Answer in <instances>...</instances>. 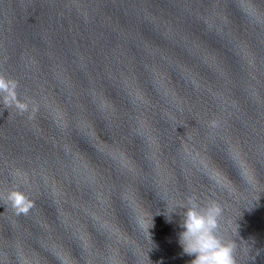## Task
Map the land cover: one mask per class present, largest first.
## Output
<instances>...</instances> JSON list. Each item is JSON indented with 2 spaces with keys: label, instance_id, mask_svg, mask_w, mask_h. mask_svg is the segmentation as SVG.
Listing matches in <instances>:
<instances>
[{
  "label": "water",
  "instance_id": "1",
  "mask_svg": "<svg viewBox=\"0 0 264 264\" xmlns=\"http://www.w3.org/2000/svg\"><path fill=\"white\" fill-rule=\"evenodd\" d=\"M0 76V264H264V0H0Z\"/></svg>",
  "mask_w": 264,
  "mask_h": 264
},
{
  "label": "clouds",
  "instance_id": "2",
  "mask_svg": "<svg viewBox=\"0 0 264 264\" xmlns=\"http://www.w3.org/2000/svg\"><path fill=\"white\" fill-rule=\"evenodd\" d=\"M16 87V81L0 76V94H3L4 101L14 104L21 112L26 111L27 105L17 100ZM9 200L18 213H26L31 207L18 192L10 193ZM172 214L167 216L169 222ZM221 214L222 209L215 202L201 209L189 200L183 212L180 225L183 230L179 233L178 243L183 254L194 257L191 264H237L234 242L224 241L217 235Z\"/></svg>",
  "mask_w": 264,
  "mask_h": 264
}]
</instances>
